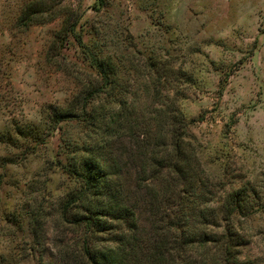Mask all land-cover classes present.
<instances>
[{"label": "rangeland", "instance_id": "1", "mask_svg": "<svg viewBox=\"0 0 264 264\" xmlns=\"http://www.w3.org/2000/svg\"><path fill=\"white\" fill-rule=\"evenodd\" d=\"M31 2L43 12L23 26ZM85 50L114 58L140 127L157 133L164 110H180L210 223L193 231L211 240L230 231L235 264H264V0H0V264H81L60 198L73 185L62 171L74 157L67 144L92 136L79 118L98 83ZM109 101L101 95L90 106ZM73 102L77 117L36 144L31 129L42 132L55 108ZM111 154L141 203L132 186L140 152L122 138ZM139 219L146 232V215ZM215 247L185 255L212 260Z\"/></svg>", "mask_w": 264, "mask_h": 264}, {"label": "trees", "instance_id": "2", "mask_svg": "<svg viewBox=\"0 0 264 264\" xmlns=\"http://www.w3.org/2000/svg\"><path fill=\"white\" fill-rule=\"evenodd\" d=\"M42 12L39 2L26 5L22 12L23 26H28ZM84 52L98 83L84 99L79 115L92 136L79 143L69 142L67 149L74 157L62 166L73 183L60 198V220L68 223L76 234L70 251L77 254L75 258L81 264H235L238 243H233L230 231L211 240L192 229L210 223L204 221L200 210L197 158L186 141L180 110L174 106L170 111L165 109L157 133H150L149 125L140 127L131 103L121 97L114 58ZM101 95L110 101L90 106ZM73 105L74 102L55 108L43 123L42 132L31 129L36 144H44L46 134L57 131L59 123L77 117L73 113L77 106ZM20 134L14 130L12 136L22 137ZM122 138L132 140L135 151L140 152L141 161L133 170L132 186L144 193L141 203L131 200L119 160L111 154L113 142ZM238 206L236 200L235 207L227 210L233 212ZM171 210L179 216L170 218ZM141 212L146 215V232L139 224ZM208 242L217 245L214 254L218 255L214 259L202 256L197 260L185 255L192 246H205Z\"/></svg>", "mask_w": 264, "mask_h": 264}]
</instances>
